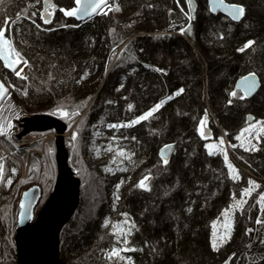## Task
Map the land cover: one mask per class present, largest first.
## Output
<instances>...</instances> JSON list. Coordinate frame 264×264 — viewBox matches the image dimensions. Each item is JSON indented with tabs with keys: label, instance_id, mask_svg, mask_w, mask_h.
Here are the masks:
<instances>
[{
	"label": "trees",
	"instance_id": "16d2710c",
	"mask_svg": "<svg viewBox=\"0 0 264 264\" xmlns=\"http://www.w3.org/2000/svg\"><path fill=\"white\" fill-rule=\"evenodd\" d=\"M225 1L244 6L242 21L212 13L207 0H197L195 18L184 0H113L108 15L77 22L60 11L73 0H54V18L46 24L40 16L43 0H0V22L21 14L8 24V36L27 61L22 76L0 62V78L14 86L25 106L55 117L58 109L67 110L70 115L61 117L67 127L77 121L69 165L81 178L79 206L85 198L92 202L87 222L76 217L78 207L61 232L60 256L68 264H130V259L132 264H218L230 254L232 264H264V210L255 196L236 210L229 241L218 242L219 218L239 184L225 159L209 154L201 137L205 117L216 120L228 139L249 115L264 120V0ZM181 27L185 38L178 34ZM249 40L253 43L244 47ZM249 73L258 75L262 86L246 99L235 85ZM178 89L183 92L177 94ZM166 97L151 117L125 123ZM168 143H175V151L165 164L158 150ZM28 148L7 159L0 183V264H17L14 236L22 186L40 184L41 205L55 185L54 153L35 151L28 159ZM231 152L263 191L264 134L246 158L234 148ZM22 161L29 163L26 179L20 177ZM84 173L94 183L87 196ZM145 176L146 189L138 186ZM110 248L120 251L110 257Z\"/></svg>",
	"mask_w": 264,
	"mask_h": 264
},
{
	"label": "water",
	"instance_id": "95a60500",
	"mask_svg": "<svg viewBox=\"0 0 264 264\" xmlns=\"http://www.w3.org/2000/svg\"><path fill=\"white\" fill-rule=\"evenodd\" d=\"M108 2L109 0H104L102 8L107 5ZM49 3L55 5L54 0H49ZM207 3L212 13H220L235 23H239L243 19L244 15L241 16L239 20H233L224 7L219 4L213 7L210 4V0H207ZM223 4L235 5L237 3L223 0ZM44 7L43 0V9ZM189 8L193 17H195L197 1L191 0ZM50 9L51 8L48 9L49 12ZM100 11L101 9H97L91 15H82L79 18L75 16H65L63 12L61 13L66 18L81 22L97 16ZM52 19L53 16L51 14L47 17L46 23H50ZM43 21L45 22L44 19ZM6 38L10 40L7 35V25ZM0 62L6 71L14 73L23 63V60L21 59V62L16 64L14 68H8L2 60H0ZM252 74L255 80V86L247 94L243 89L242 78L249 74L239 78L235 85L236 89L240 90L246 99L254 97L262 86L258 75L255 73ZM0 82L5 85L6 90L5 95L0 97L1 104L10 91V88L1 78ZM252 118V116H248L247 119L250 122ZM20 121L22 131L19 137L32 132H46L50 130L56 132L57 176L53 190L37 213H35V211L42 198L41 187L38 184H34L21 193L19 200V213L17 215L18 221L14 236L17 264H68L66 261L62 260L60 256V236L63 228L71 221L79 207L81 179L69 165V153L64 139V133L67 131V124L59 118L45 114L27 116ZM204 132H207L208 135H202L203 139L206 140L211 138L212 131L207 125L206 117L202 123V133ZM174 151L175 143L163 145L158 150L159 160L162 162L164 159L170 161ZM233 257L234 255L230 254L224 261L218 264H232Z\"/></svg>",
	"mask_w": 264,
	"mask_h": 264
},
{
	"label": "rangeland",
	"instance_id": "374dc122",
	"mask_svg": "<svg viewBox=\"0 0 264 264\" xmlns=\"http://www.w3.org/2000/svg\"><path fill=\"white\" fill-rule=\"evenodd\" d=\"M112 3H113V0H109L107 9L101 11L100 14L108 15L112 9ZM184 3L188 9V12H190L188 2L186 0H184ZM169 10H171V9H169ZM62 16L64 18H66L63 14H62ZM66 19H68V18H66ZM8 30L9 29H8V24H7V35H8ZM178 34L185 38V36L183 35V33H181V31ZM20 58L23 59L22 57H20ZM23 61H24V59H23ZM202 61L204 62V72L206 74L209 72L207 69L208 66H207L204 58H202ZM19 71L21 72V76L25 75V71H26V64L25 63L23 66L20 67ZM13 75H16V74H13ZM206 76H207V74H206ZM206 83H207V80H206ZM6 84L10 88V91H9L10 95H9L8 99H6L5 101L3 100V102L0 105V124L4 125V133L0 134V140L3 138L5 140L4 143L0 141V150L2 148L5 151L4 153L1 151L3 154V156H2L3 159L0 158V165H3V170H2V173H0V183L4 179V173H5V169H6L7 159L14 156L15 150L19 151L21 148L25 149L26 147H29L27 150V158L28 159H29V157H32V154L35 151H38V153L40 155H43L45 153L51 155L54 153V158L56 159V134H55L54 130H50L48 132H43V133L32 132V133L27 134L25 136H21L20 138L23 139V138H32V137L39 135V139L24 141L26 144H22V142L20 141V138H19V135L22 131V128L20 127V123H21L20 120L24 117H27V116L44 114V112L42 110H40L39 108H36V107L29 108V107L25 106L21 102V100L17 97L15 90H14V86L11 85L10 83H6ZM63 111L67 112V110H63ZM58 114H59V116H57V117L63 116V115H61L60 111H58ZM69 115H70V113H69ZM66 116H68V115H66ZM249 116H251V115H249ZM63 117H65V116H63ZM9 121L11 122V125H12L11 128L7 127V124ZM76 122L73 123L71 125V127H67V131L64 133L65 145H66V148L68 150V153H70L72 150L71 146H69V145L72 144V142L73 143L75 142V140L73 139V133H74L73 128H74ZM202 123H203V121L201 122V134H202ZM207 125L210 128V130L212 131V135H211V138H209V139H206V140L203 139L204 140V147L206 148V150L209 154L220 155L224 159H225V155L227 156V162L231 163L233 165V168H234L235 172L237 173V176L235 179L232 177V175H230V176L237 184H239V191L235 192V193H238V195L235 194L236 198L234 200H232L231 205L228 206L224 210V212L221 214V216L219 218V220H220L219 225H218L219 234L217 235V238H218L219 244L223 245V244L227 243L231 237L232 226H233V222L235 221L236 210L242 208L245 205V203L253 196L257 197V199L259 200V193L262 192V191H260L261 188H260L259 182L254 180L255 175L251 174L250 172H247L245 168L239 167V164H238L237 160L233 157L231 150H232V148L236 149L237 153L239 155L243 156L242 158H246V156H249L247 154L255 152L257 150V147L260 145L262 136L264 134V120H253V118H252V120L249 122L247 119V124L243 128H241L238 132H236L235 136L232 139L227 138L225 131L219 126V124L216 122V120H213V118H212L211 122L209 120H207ZM53 133L55 134L53 143L51 145H47L46 140L49 137V135H52ZM237 137H239V139H237ZM9 140L12 143H10ZM4 144H7V146ZM207 144H213L214 145V147L211 149V151L206 147ZM241 145H243V146H241ZM4 146L7 149H5ZM49 149H51V151H49ZM77 159H78V156H77V154H75V163H78ZM28 166H29L28 162H25V163H24V161L21 162L20 177L23 179H26V177L28 176V173H29V167ZM46 170L48 171L49 175L51 173H53L51 162L46 163ZM229 172H230V169H229ZM245 172L247 174H249L253 179H250V178L248 179L247 176L245 175ZM84 176L86 177L85 181L87 183V188H86L87 192L84 194L87 196L88 192H90L92 190V186L94 185V183H92V180H89L90 175H88V177H87V174L84 173ZM219 177L222 178L223 175L220 174ZM249 180L253 181L254 183L249 184ZM34 184H37V183L32 182V183L25 184V186L23 185L22 188L23 187L24 188L21 191V193ZM38 185L40 186V184H38ZM257 185H258V187H257ZM246 188L252 189V192L250 195L245 196V197H243V199H241L240 194ZM21 193H20V196H21ZM82 194H83V192H82ZM80 195H81V193H80ZM20 196L18 198V205H19ZM90 197H91V195H90ZM84 200L86 202L83 203L84 206H82V207L79 206L80 209H79V212L76 215V217H79V219H81L82 221L87 222L86 219L89 218L88 213H90V211H91L90 205H91L92 201L89 200L88 198H85ZM44 202H46V201H44ZM44 202H42L41 205L40 204L38 205L35 213H37L40 210V208L44 205L43 204ZM151 204L153 205V207L154 206L158 207V205H159V204H156V202H151ZM241 204H242V206H240ZM18 213H19V210H18ZM77 231H80V229L73 231L71 233L75 234ZM119 233L123 236L122 238H123V243H124V241L126 239V228H125V226H121L119 228ZM124 244H127V243H124ZM112 249L110 248L111 251H112ZM129 263L132 264L131 259H130Z\"/></svg>",
	"mask_w": 264,
	"mask_h": 264
},
{
	"label": "snow or ice",
	"instance_id": "6c2138e0",
	"mask_svg": "<svg viewBox=\"0 0 264 264\" xmlns=\"http://www.w3.org/2000/svg\"><path fill=\"white\" fill-rule=\"evenodd\" d=\"M189 5L191 4V0H188ZM210 4L215 7L217 4L220 6L224 7L228 14L231 16L233 20H239L241 16L244 15L245 9L243 5L235 4V5H224L223 0H210ZM44 9L41 11L40 16L41 19H44L45 22H47V17L51 15V12L48 11L49 8H55L56 5L50 4L49 0H44ZM104 5V0H73V6L65 9V8H60V11L64 13L65 16H75V17H81L82 15L87 16L91 15L93 12H95L97 9L102 10V6ZM32 15H35V13H32ZM31 18V17H28ZM21 19V14L18 12L16 14L15 19L12 18H7L3 22H0V60H2L8 68H14L16 64L21 62L20 58V53L16 51L12 47V42L6 38V25L11 23L15 24ZM39 27V26H37ZM181 33H184L185 29L183 27L180 28ZM189 34H190V29H189ZM222 38V37H221ZM253 41L249 40L246 42L244 47H248V45H251ZM242 50V49H238ZM25 64L27 63L26 60L23 61ZM157 71H163V69H156ZM17 76H21V72L19 70L16 71ZM26 78V77H22ZM242 84H243V89L244 92L247 94L250 92L254 86H255V80L253 78V74L249 73L248 76L242 78ZM5 85L0 82V97L5 95ZM183 92V89H178L177 94ZM27 93H25L26 95ZM233 95H236V93H233ZM169 99V97H166L165 99H162L159 101V103L155 104L152 108H150L148 111L143 112L141 115L136 116L134 119L125 122L126 124L134 125L138 123L139 121L146 120L147 118L151 117L152 114L157 111L165 102L166 100ZM129 108L132 107L131 104L128 105ZM61 112V115H69V113L64 112L63 110H59ZM75 114V113H73ZM8 128H11V122L9 121L7 124ZM109 127H115V125H109ZM4 133V125L0 124V134ZM202 135H208L207 132L202 133ZM76 136L75 133H73V139L75 140ZM134 139V138H133ZM239 139V137H237ZM222 142V141H221ZM243 146V145H241ZM206 147L211 151V149L214 147L213 144H207ZM51 151V149H49ZM118 151L123 155V150L118 149ZM163 162L165 164L168 163L167 159H164ZM225 163L227 164V167L230 169V175L235 179L237 176V173L235 172L233 165L231 163L227 162V156L225 155ZM3 170V165H0V173H2ZM13 172L16 171L15 168L12 169ZM148 179L147 176L143 177L140 181H138V186L140 188H147V184L145 181ZM8 183H11V180H8ZM254 182L249 180V184H253ZM258 187V185H257ZM117 188H119V185H117ZM252 192V189L246 188L241 192V199L243 197L250 195ZM259 203H260V208L264 210V191L259 193ZM242 206V204L240 205ZM191 211V209H189ZM124 215H127L126 213ZM257 222L260 223L261 221L257 219ZM107 224L108 222L105 221ZM230 227V226H229ZM250 231V230H249ZM124 243H127V240L125 239ZM215 241L213 242V248L215 249ZM120 249L118 248H113L111 253L108 255L111 256H116Z\"/></svg>",
	"mask_w": 264,
	"mask_h": 264
},
{
	"label": "built area",
	"instance_id": "2783aa9c",
	"mask_svg": "<svg viewBox=\"0 0 264 264\" xmlns=\"http://www.w3.org/2000/svg\"><path fill=\"white\" fill-rule=\"evenodd\" d=\"M54 136H55L54 134L49 135V137H48L47 140H46V141H47V144L51 145V144L53 143ZM1 151H2L3 153H4L5 151H4L2 148H1V150H0V158L3 159V157H2L3 154H2Z\"/></svg>",
	"mask_w": 264,
	"mask_h": 264
},
{
	"label": "bare ground",
	"instance_id": "6f19581e",
	"mask_svg": "<svg viewBox=\"0 0 264 264\" xmlns=\"http://www.w3.org/2000/svg\"><path fill=\"white\" fill-rule=\"evenodd\" d=\"M9 95H10V92H8V94L6 95L4 101L6 99H8ZM34 139H36V140L39 139V135L38 136H35V137H32V138H23V139L20 138V141L22 142V144H26L24 141H30V140H34Z\"/></svg>",
	"mask_w": 264,
	"mask_h": 264
},
{
	"label": "flooded vegetation",
	"instance_id": "af4514ba",
	"mask_svg": "<svg viewBox=\"0 0 264 264\" xmlns=\"http://www.w3.org/2000/svg\"><path fill=\"white\" fill-rule=\"evenodd\" d=\"M53 13H54V11H53Z\"/></svg>",
	"mask_w": 264,
	"mask_h": 264
}]
</instances>
